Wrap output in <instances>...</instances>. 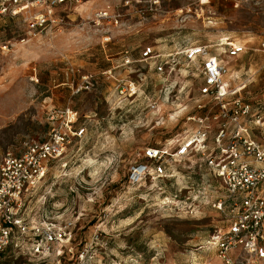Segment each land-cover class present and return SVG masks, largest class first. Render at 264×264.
Wrapping results in <instances>:
<instances>
[{
    "label": "rangeland",
    "instance_id": "obj_1",
    "mask_svg": "<svg viewBox=\"0 0 264 264\" xmlns=\"http://www.w3.org/2000/svg\"><path fill=\"white\" fill-rule=\"evenodd\" d=\"M104 9L120 17L98 23L95 12ZM55 15V27L31 33L22 16L0 13V156L44 140L52 107L71 106L84 129L25 193L30 230L15 235L0 264H81L77 254L85 248L83 264H221L201 246L224 226L215 203L225 191L197 155L128 183L144 147L173 148L195 127L187 117L202 84L193 62L180 57L175 70L161 73L154 59H141V49L166 54L206 44L219 54L220 36L245 43L248 51L236 57L220 54L224 79L242 87L244 98L262 101L264 0H76ZM126 56L130 65H122ZM109 68L136 81L137 93L118 97L102 74ZM85 75L89 86L76 92ZM50 222H72L70 239L48 257L31 254L33 243H43L31 228Z\"/></svg>",
    "mask_w": 264,
    "mask_h": 264
},
{
    "label": "built area",
    "instance_id": "obj_2",
    "mask_svg": "<svg viewBox=\"0 0 264 264\" xmlns=\"http://www.w3.org/2000/svg\"><path fill=\"white\" fill-rule=\"evenodd\" d=\"M76 0H0V13L20 15L27 30L37 33L52 29L58 24L56 10ZM126 5L130 2L126 1ZM119 13L104 9L95 12L97 22L111 23ZM211 46L195 45L184 50H172L166 54L146 46L141 50V59H154L158 72H171L179 64V58L196 65L202 84L198 88L194 109L187 120L195 127L171 147H144L143 160L129 167L128 183L138 184L149 175L161 176L172 159L197 155L198 161L207 167L224 187L225 193L215 203L225 218L223 228L212 232L201 246L215 251L221 264H264V103L244 98L242 87H232L224 79L226 65L220 54L236 57L248 50L244 44L220 36L215 43L219 54ZM264 53V40L258 44ZM129 56L122 65H130ZM102 74L113 79L119 96L132 97L139 87L129 77L117 78L113 68ZM90 77H83L82 90ZM77 111L71 106L52 107L46 112L50 125L44 140L27 143L18 154L5 151L0 156V253L13 243L15 235L30 230L23 215V199L26 192L46 175L50 162L60 158L69 143L82 137L83 128H78ZM71 223L62 225L45 223L41 228L32 227L43 243H33L31 254L48 257L53 246L69 240ZM93 241L98 237L95 233ZM239 252V253H237ZM88 249L81 250L77 261L83 264L88 259ZM59 253L57 252V255Z\"/></svg>",
    "mask_w": 264,
    "mask_h": 264
},
{
    "label": "crops",
    "instance_id": "obj_3",
    "mask_svg": "<svg viewBox=\"0 0 264 264\" xmlns=\"http://www.w3.org/2000/svg\"><path fill=\"white\" fill-rule=\"evenodd\" d=\"M236 42H238V43H240L239 41H236ZM241 44H244V45H246L245 43H241ZM246 47V46H245ZM218 50H220L221 51V49L220 48H218ZM248 51V50H247ZM246 52V51H245ZM245 52H242V53H245ZM215 54H217V52H214ZM239 54H241V53H239ZM264 54V53H263ZM225 77V76H224ZM234 79H235V77H234ZM228 82H229V79H228ZM229 83H231V82H229ZM232 87H236V86H233L232 84H230ZM250 100H254V101H257V102H259V103H264V97H262V101L261 100H258V99H256V98H251Z\"/></svg>",
    "mask_w": 264,
    "mask_h": 264
},
{
    "label": "bare ground",
    "instance_id": "obj_4",
    "mask_svg": "<svg viewBox=\"0 0 264 264\" xmlns=\"http://www.w3.org/2000/svg\"><path fill=\"white\" fill-rule=\"evenodd\" d=\"M203 2H207V0H203ZM206 264H211L210 262L206 263Z\"/></svg>",
    "mask_w": 264,
    "mask_h": 264
},
{
    "label": "trees",
    "instance_id": "obj_5",
    "mask_svg": "<svg viewBox=\"0 0 264 264\" xmlns=\"http://www.w3.org/2000/svg\"><path fill=\"white\" fill-rule=\"evenodd\" d=\"M167 169V168H166Z\"/></svg>",
    "mask_w": 264,
    "mask_h": 264
}]
</instances>
